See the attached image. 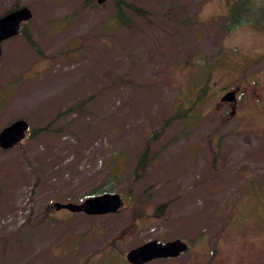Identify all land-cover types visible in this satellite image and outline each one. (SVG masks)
<instances>
[{
	"label": "rangeland",
	"instance_id": "rangeland-1",
	"mask_svg": "<svg viewBox=\"0 0 264 264\" xmlns=\"http://www.w3.org/2000/svg\"><path fill=\"white\" fill-rule=\"evenodd\" d=\"M0 0L28 5L0 58V264H264V30H225L227 0ZM237 89L236 101L221 97ZM115 185L122 206L83 205ZM97 190V192H95Z\"/></svg>",
	"mask_w": 264,
	"mask_h": 264
},
{
	"label": "water",
	"instance_id": "water-1",
	"mask_svg": "<svg viewBox=\"0 0 264 264\" xmlns=\"http://www.w3.org/2000/svg\"><path fill=\"white\" fill-rule=\"evenodd\" d=\"M103 3L106 0H97ZM33 15L32 9L28 5H22L11 9L0 16V58L2 56V43L5 39L17 35L22 23L30 19ZM237 89L228 90L221 99L223 101H236ZM29 121L23 117L17 118L6 124L0 130V147L10 148L21 142L29 129ZM58 207L70 209H85L88 213H108L115 212L122 206V197L118 192H103L88 197L83 205L74 202H58ZM189 243L177 237L167 241L150 239L137 246L130 248L126 254L127 260L132 264H144L155 258L175 257L188 250Z\"/></svg>",
	"mask_w": 264,
	"mask_h": 264
},
{
	"label": "trees",
	"instance_id": "trees-1",
	"mask_svg": "<svg viewBox=\"0 0 264 264\" xmlns=\"http://www.w3.org/2000/svg\"><path fill=\"white\" fill-rule=\"evenodd\" d=\"M114 1L117 6L118 17L124 21H129L131 18L130 15L125 14L123 6L127 5L133 10L141 12V8L135 3L127 2L126 0ZM227 3L228 11L221 19V25L225 30H232L244 23H249L255 28L264 30V0H227ZM23 23L20 31L24 32L26 38L33 43V34L25 30ZM114 189V184L109 185V183H107L101 185L98 190L100 192H112ZM95 192H97V190Z\"/></svg>",
	"mask_w": 264,
	"mask_h": 264
}]
</instances>
